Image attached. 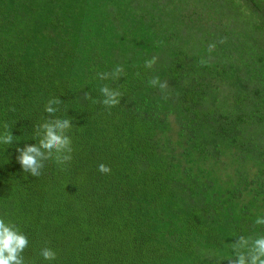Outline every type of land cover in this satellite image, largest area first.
Wrapping results in <instances>:
<instances>
[{
    "label": "trees",
    "instance_id": "1",
    "mask_svg": "<svg viewBox=\"0 0 264 264\" xmlns=\"http://www.w3.org/2000/svg\"><path fill=\"white\" fill-rule=\"evenodd\" d=\"M56 98L73 159L33 177L16 149ZM5 123L0 218L27 236L25 264H228L264 234V0H0Z\"/></svg>",
    "mask_w": 264,
    "mask_h": 264
},
{
    "label": "clouds",
    "instance_id": "2",
    "mask_svg": "<svg viewBox=\"0 0 264 264\" xmlns=\"http://www.w3.org/2000/svg\"><path fill=\"white\" fill-rule=\"evenodd\" d=\"M225 41L221 39L220 43ZM216 45L211 44L208 47V52L215 50ZM157 62L156 57L147 59L145 67L152 69ZM123 72L122 66H117L111 73H100L101 80L119 79ZM151 87H159L162 93H165L168 88V82H161L160 78L153 77L148 81ZM103 96L102 101H99L107 108L115 107L121 103V93L111 89L108 86H103L100 89ZM85 99L91 100V94L86 93ZM165 98H167L165 96ZM95 103L96 101L93 100ZM62 101L58 98L51 99L45 106V111L54 117L35 127L34 135L38 139L37 143L25 145L23 148H17V162L20 164L24 173H28L33 177L41 175V169L44 167V161L54 159L58 165H67L73 159L72 157V141L67 135V131L73 126L72 120L55 117L58 111L57 105ZM4 131L0 133V144L12 145L14 136L9 130V125H3ZM98 171L103 174L110 173L111 169L107 165L101 163L98 166ZM257 226H264V217H257L255 220ZM28 238L20 232L19 228L11 223L5 222L0 218V264H25L22 253L28 247ZM232 256L227 260L228 264H264V234L258 236H239L236 242L231 244ZM40 255L48 261L56 259V252L48 247L41 249Z\"/></svg>",
    "mask_w": 264,
    "mask_h": 264
}]
</instances>
